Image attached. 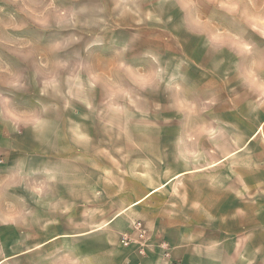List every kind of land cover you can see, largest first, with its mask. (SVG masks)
I'll return each instance as SVG.
<instances>
[{
  "label": "rangeland",
  "instance_id": "374dc122",
  "mask_svg": "<svg viewBox=\"0 0 264 264\" xmlns=\"http://www.w3.org/2000/svg\"><path fill=\"white\" fill-rule=\"evenodd\" d=\"M261 49L264 0H0V128L15 129L0 132L15 141L0 158L29 139L33 154L41 140L43 152L73 156L79 136L105 144L129 178L143 169L145 190L191 169L146 201L162 242L179 259L175 232L236 237L233 191L247 187L244 165L264 158V63L253 56L252 86L242 62ZM46 114L85 131L29 132ZM7 200L5 190L0 208Z\"/></svg>",
  "mask_w": 264,
  "mask_h": 264
},
{
  "label": "crops",
  "instance_id": "0c3cea01",
  "mask_svg": "<svg viewBox=\"0 0 264 264\" xmlns=\"http://www.w3.org/2000/svg\"><path fill=\"white\" fill-rule=\"evenodd\" d=\"M51 117L42 115L29 132L85 131L81 125L58 127ZM261 126L264 132V120ZM14 131L11 126L0 128L1 133ZM39 141V155L32 153L29 139L22 153L9 151L0 158V195L6 190L8 197L0 213L13 214L0 219V264H264V158L244 165L240 173L247 187L232 194L242 231L213 244L202 236L199 243H191V234L175 232L184 247L178 259L175 244L162 242L159 222L145 205L191 169L149 183L145 190L137 177L144 175L143 169L129 178L127 163L113 162L105 144L77 136L69 146L74 155L59 157L43 152L44 142ZM14 143L13 136H0L2 149ZM200 201L207 203V198ZM35 214L38 219H33ZM124 235L132 239L128 246L120 244Z\"/></svg>",
  "mask_w": 264,
  "mask_h": 264
},
{
  "label": "snow or ice",
  "instance_id": "6c2138e0",
  "mask_svg": "<svg viewBox=\"0 0 264 264\" xmlns=\"http://www.w3.org/2000/svg\"><path fill=\"white\" fill-rule=\"evenodd\" d=\"M244 51L245 52L249 51L246 46H244ZM253 56L258 57L261 60V62L264 63V49L257 51L253 55L245 56L242 61L244 65L248 66L247 71L244 74L246 82L252 86H256V78H255L256 74L252 70V68L254 67V65L252 64ZM259 75L262 79H264V67H261L259 69Z\"/></svg>",
  "mask_w": 264,
  "mask_h": 264
},
{
  "label": "built area",
  "instance_id": "2783aa9c",
  "mask_svg": "<svg viewBox=\"0 0 264 264\" xmlns=\"http://www.w3.org/2000/svg\"><path fill=\"white\" fill-rule=\"evenodd\" d=\"M132 243V239H130L128 236L124 235L121 236L120 238V244L123 246H128ZM163 247H166V245H164Z\"/></svg>",
  "mask_w": 264,
  "mask_h": 264
},
{
  "label": "bare ground",
  "instance_id": "6f19581e",
  "mask_svg": "<svg viewBox=\"0 0 264 264\" xmlns=\"http://www.w3.org/2000/svg\"><path fill=\"white\" fill-rule=\"evenodd\" d=\"M151 195V194H150Z\"/></svg>",
  "mask_w": 264,
  "mask_h": 264
}]
</instances>
